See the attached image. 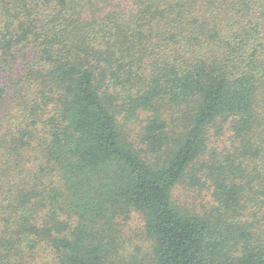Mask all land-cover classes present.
<instances>
[{"label":"trees","instance_id":"trees-1","mask_svg":"<svg viewBox=\"0 0 264 264\" xmlns=\"http://www.w3.org/2000/svg\"><path fill=\"white\" fill-rule=\"evenodd\" d=\"M134 212L149 264H264V0H0V264H116Z\"/></svg>","mask_w":264,"mask_h":264},{"label":"rangeland","instance_id":"rangeland-1","mask_svg":"<svg viewBox=\"0 0 264 264\" xmlns=\"http://www.w3.org/2000/svg\"><path fill=\"white\" fill-rule=\"evenodd\" d=\"M196 187L191 189L188 181L181 183L175 191V201L183 208L202 213L208 202L202 200ZM116 231L117 245L112 255L116 264H149L152 243L144 233V222L134 212L131 218H118Z\"/></svg>","mask_w":264,"mask_h":264}]
</instances>
